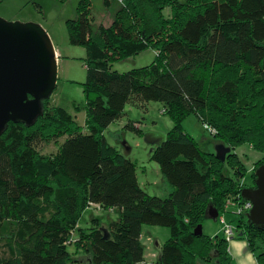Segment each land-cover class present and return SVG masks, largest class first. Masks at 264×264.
Segmentation results:
<instances>
[{"label": "trees", "instance_id": "obj_1", "mask_svg": "<svg viewBox=\"0 0 264 264\" xmlns=\"http://www.w3.org/2000/svg\"><path fill=\"white\" fill-rule=\"evenodd\" d=\"M90 3L78 0L76 18L66 21L69 42L85 50L88 133L63 108H48V98L30 126L8 122L0 135V195L12 197L11 204L0 202V243L12 244L0 264H78L79 251L89 264H141L143 225L170 231L155 264H232L223 236L193 232L208 219L209 206L221 214L227 197L242 200L264 163V0H121L111 23L95 32ZM146 50L156 52L149 65L111 70ZM148 102L161 103L172 122L165 141L149 151L168 189L164 198L139 187L134 162L103 135L127 104ZM190 115L216 131L217 146L230 149L222 160L185 132ZM61 138L53 158L38 151ZM242 145L262 154L249 186L235 153ZM90 205L117 211V221L77 228ZM11 212L21 214L25 230ZM236 219L233 238L245 240L264 264V227L248 225L245 214Z\"/></svg>", "mask_w": 264, "mask_h": 264}, {"label": "rangeland", "instance_id": "obj_2", "mask_svg": "<svg viewBox=\"0 0 264 264\" xmlns=\"http://www.w3.org/2000/svg\"><path fill=\"white\" fill-rule=\"evenodd\" d=\"M91 4V29L95 32L100 26H108L119 9L121 0H108L105 5L104 0H90ZM78 0H1L0 18L11 23L35 24L40 26L48 35L54 49L58 52L56 63V85L50 95L48 108L60 107L75 120L84 134L88 133L85 119V100L82 93V83L85 81V68L83 59L85 50L82 46H76L69 42L67 33V20L76 18V7ZM153 50H146L134 57L121 62L112 63L111 70L119 73L127 72L134 68L145 67L149 65L155 56ZM163 105L159 102H148L144 107L126 105L122 115L111 123L103 132L106 141L115 147L125 158L135 164L136 179L139 187L150 196L164 198L168 191L163 184L162 174L158 165L149 159L151 146L146 143L144 134L153 132L157 134H166L172 127V122L165 114H162ZM185 132L190 134L198 143L202 151L206 153H216V131L201 122L196 115H190L183 122ZM64 138L58 141L43 142L38 147L42 155L53 158L57 152L58 146L62 144ZM241 161L246 165V171L242 183L249 186L252 183L251 169L253 164L259 160V152L254 151L248 145H242L235 148ZM250 167V169H249ZM232 176V170L228 168ZM8 195V194H7ZM5 196L0 195V198ZM6 201H0L2 204H11L12 197L5 196ZM234 197H227L222 214L226 205L228 213L224 214L227 221L232 220L235 225L237 217L231 215L232 208L227 204V200H233ZM212 207V206H209ZM208 207V208H209ZM207 208V210H208ZM206 210V216H207ZM10 220H19L20 231L25 230L24 221L21 214L11 212ZM118 212L111 209L103 210L97 207L85 208L79 217L76 227L80 229L92 228L95 226L93 220L99 227L108 228V224L117 221ZM230 222V221H229ZM22 224V225H21ZM202 234L210 238L222 236V226L217 220L207 219L202 223ZM169 229L162 226L143 225L141 242L144 245V260L141 264H155L157 253L154 247L156 241L164 243L169 237ZM75 234L71 241L67 243V250L70 253L75 251L73 242ZM12 244L1 240L0 255H10ZM232 247L237 248L238 258L233 260L232 264H251L255 256L250 252L245 240L232 238L227 242V249L230 252ZM250 252V257L244 254L246 250ZM232 255V253L230 254ZM75 258L78 264H89L87 254L79 251ZM244 258V260H243ZM246 259V261H245ZM198 264H211L198 260ZM213 264V262H212Z\"/></svg>", "mask_w": 264, "mask_h": 264}, {"label": "water", "instance_id": "obj_3", "mask_svg": "<svg viewBox=\"0 0 264 264\" xmlns=\"http://www.w3.org/2000/svg\"><path fill=\"white\" fill-rule=\"evenodd\" d=\"M57 55L47 33L38 25L11 23L0 18V135L8 122L30 126L41 115V102L50 98L56 85ZM150 151L165 141V134L145 133ZM216 158L223 159L230 149L215 146ZM254 187L241 191L242 201L252 204L245 214L248 225L264 227V163L254 171ZM218 212L209 207L207 218L216 220ZM202 234V227L194 229ZM157 252L161 243L156 241Z\"/></svg>", "mask_w": 264, "mask_h": 264}, {"label": "built area", "instance_id": "obj_4", "mask_svg": "<svg viewBox=\"0 0 264 264\" xmlns=\"http://www.w3.org/2000/svg\"><path fill=\"white\" fill-rule=\"evenodd\" d=\"M227 204H230L232 211L231 213L234 214L236 217L242 215V214H246L252 207V204L250 202L247 201H231V200H227ZM91 207H97L98 209H100L99 206H95V205H90ZM228 205H226V209H224L223 214H219L217 215L216 220L220 223V225L222 226V233H223V237L225 238L226 241L231 240L234 235H235V225H233L231 222L227 221L225 219L224 214L228 213L227 210Z\"/></svg>", "mask_w": 264, "mask_h": 264}, {"label": "crops", "instance_id": "obj_5", "mask_svg": "<svg viewBox=\"0 0 264 264\" xmlns=\"http://www.w3.org/2000/svg\"><path fill=\"white\" fill-rule=\"evenodd\" d=\"M55 52H56V55H57V60H58V52L55 50ZM236 154H237V156H238V153L237 152H235ZM260 156H261V154H260ZM239 157V156H238ZM240 159V161H241V157L239 158ZM242 162V161H241ZM243 163V162H242ZM244 166L246 167V165L244 164ZM249 169H250V167H249ZM227 251H228V249H227ZM232 253V255H230ZM243 253L244 254H247V256H249L250 255V252L249 251H247V249L246 250H244L243 251ZM228 254L230 255V257H231V259L233 258V260H237V258L239 257L238 256V252H237V248L236 247H232V249H231V251L229 252L228 251ZM250 257V256H249ZM243 260H244V258H243ZM245 261H246V259H245ZM251 264H257L256 263V260L255 259H253V261L252 262H250Z\"/></svg>", "mask_w": 264, "mask_h": 264}]
</instances>
